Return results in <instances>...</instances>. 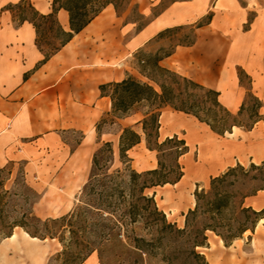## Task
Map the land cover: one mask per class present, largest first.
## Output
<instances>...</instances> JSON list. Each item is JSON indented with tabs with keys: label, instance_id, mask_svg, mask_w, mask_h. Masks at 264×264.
Returning <instances> with one entry per match:
<instances>
[{
	"label": "crops",
	"instance_id": "1",
	"mask_svg": "<svg viewBox=\"0 0 264 264\" xmlns=\"http://www.w3.org/2000/svg\"><path fill=\"white\" fill-rule=\"evenodd\" d=\"M54 1L29 0L40 15L51 14ZM145 1L149 5L139 11L143 25L109 5L42 63L45 56L23 0H0V170L25 164L28 180L73 174L74 165L92 157L106 136L97 124L111 111V101L100 86L134 77L136 54L156 53L150 47L163 41L160 34L185 27L193 29L194 43L176 45L161 66L218 92L219 102L233 115L242 108V115L248 113V95L261 107L251 129L234 127L223 137L192 116L164 108L160 138L184 130L188 152L182 156V178L154 191L156 202L158 195L162 202L159 209L183 217L192 209L185 200L191 181L220 176L238 164L264 163V0H171L154 16L164 0ZM22 14L27 21L20 22ZM56 19L65 32L71 31L65 9L58 10ZM68 132L81 133L75 146L66 141ZM195 150L198 159L191 156ZM35 164H40L37 171ZM43 164L48 174L40 170ZM48 164H54V175ZM245 201L263 210L264 190Z\"/></svg>",
	"mask_w": 264,
	"mask_h": 264
},
{
	"label": "trees",
	"instance_id": "2",
	"mask_svg": "<svg viewBox=\"0 0 264 264\" xmlns=\"http://www.w3.org/2000/svg\"><path fill=\"white\" fill-rule=\"evenodd\" d=\"M109 5H113L118 11L116 5L111 1L101 4L99 0H55L52 5V13L40 15L34 11L29 0H23L21 7L23 6L27 13L32 11L34 15V18H30V22L37 30V45L45 56L42 63L48 61L69 43L74 35L84 30ZM59 9H65L69 13L70 32H65L57 22L56 14ZM19 20L20 22L27 21L28 16L22 14ZM40 22L48 25L47 32H43ZM178 29L182 28L172 30ZM172 30L160 34L159 38H163L165 33ZM50 38L58 40L59 44L48 43L46 50L41 42ZM193 43L194 34L191 43L178 45ZM173 51L174 49L163 55H160L159 51L154 54L139 52L135 56L140 68L143 67L139 73L158 88L150 83L141 82L133 76H128L120 82H110L100 86L102 96L108 97L111 101V111L106 116L123 119L138 113L140 107L145 106V110L142 111L143 119L138 122L142 125V133L131 127L123 128L117 149L111 142H105L97 149L92 158L90 175L81 190L76 208L62 218L43 221L33 211L34 205L40 200V195L36 194L33 189L26 186L21 194L2 191L0 192L1 239L10 238L17 228L23 229L32 238L40 240L58 238L63 246L60 256L70 257L71 260L83 264L99 250L98 247L101 243H108L119 238L121 246L125 250L131 248L137 252H145L151 259L155 258L154 255L146 252L147 247L161 245L163 239L168 235V230H173L175 225L167 221L165 213L157 205L155 193L150 195L149 191L167 184L177 183L184 174L183 168H180V174L173 182L164 176L161 161H158L157 169L139 173L132 166L133 160L129 156V152L141 144L142 136H145L147 148L150 151L161 152L163 146L177 143L175 148L178 158L188 152L185 141L177 140V136L167 138L163 143L159 142L160 117L162 110L166 107L194 117L222 137L231 133L234 127L251 129L259 117L258 109L261 107L260 102L255 99L256 107L253 111L255 120L249 127L235 121L229 123L228 118L234 119L235 116L221 105L218 92L161 66L160 63L172 55ZM150 70L157 73L163 80L152 75ZM196 91H203L206 96L198 97L195 94ZM243 109L237 116L242 115ZM220 112H224L225 116H221ZM99 127L100 122L97 124L98 132H100ZM116 163L119 164V167L116 166ZM251 166L255 167L256 165ZM236 167L244 168L238 164L220 176L211 178V196L195 193L196 205L185 215V228L175 230L181 236L186 237L187 241L191 239L189 254L201 264H207V262L205 257L197 252V249L208 245L207 232L215 233L228 247L248 231L254 233L258 223L264 219V209L258 212L245 205V200L248 197L264 190L260 189L256 193L247 195L242 202L243 210L254 216L251 226L243 228L239 233L230 232L231 234L224 235L218 231L215 224H212L218 219H222L230 206L231 195L222 188L225 187L227 177L235 171ZM2 170H0V174ZM31 195H34L33 199ZM13 198L22 201V205H12ZM19 212V216L16 215ZM199 216H204L206 219L201 229L196 228L195 225V220ZM137 222H144L150 229H161L158 238L147 242L144 238L128 235L129 226ZM122 238H126L130 244L129 242L122 243ZM74 248L76 251H71Z\"/></svg>",
	"mask_w": 264,
	"mask_h": 264
},
{
	"label": "rangeland",
	"instance_id": "3",
	"mask_svg": "<svg viewBox=\"0 0 264 264\" xmlns=\"http://www.w3.org/2000/svg\"><path fill=\"white\" fill-rule=\"evenodd\" d=\"M113 2L118 10V13L126 18V20H132L139 22V25H143V20L140 15V9H144L148 6V2L145 0H99L101 4L105 2ZM171 0H164L153 11L152 15L157 14L162 8L170 4ZM29 17L34 18L33 12L29 11ZM43 32H47V27L44 22H40ZM193 29L185 27L178 30H172L165 33L163 41L153 43L150 50H159V54L171 52L178 44L191 43L193 39ZM53 43L58 45L59 41L54 39L42 40L41 45L47 50V44ZM137 63V62H136ZM142 65V64H141ZM143 68V67H141ZM139 63L136 64V73L134 77L141 81L150 83L158 88L153 82H150L147 78L141 76L139 71L141 70ZM149 72V71H148ZM150 73L157 77L159 80H163L157 73L150 70ZM195 94L198 97L206 96L203 91H196ZM248 113L233 118H228L229 123L232 121L244 126L252 125L255 120L253 111L256 107V100L248 95ZM145 110V106L140 107V111L136 114H132L129 117L123 119H116L112 116H104L100 122V132L105 133L103 140L97 142V149L105 142L113 143L115 149H117L119 136L123 128L131 127L142 133V125L138 124L143 119L142 111ZM221 116H225L224 112H220ZM195 123H197L194 120ZM179 141L184 140L187 142L188 137H185V131L182 130L177 136ZM172 138V137H170ZM66 141L72 146H75L81 139V133L68 132L66 134ZM164 138H160L159 142L166 141ZM154 142V140H152ZM187 144V143H186ZM177 143H170L161 148V152H150L147 148V142L145 136H142V142L129 152V156L132 158V166L139 173L154 170V166L158 168V161L163 164V174L171 182L175 181L179 174L180 168H186L184 159L178 158L177 149L175 148ZM179 146H181L179 144ZM187 146V145H186ZM188 147V146H187ZM194 159H198V150H195L192 155ZM92 157L87 161H83L74 165L73 174L68 172L63 177L56 178H40L33 179L26 178L25 164L10 165L4 168L0 174V192L7 191L11 194L24 192L25 187H30L36 194L40 195V200L34 205V214L43 221L48 219H59L70 214L79 203V196L83 186L86 184L91 171ZM40 164H35V171L38 170ZM50 168V174L54 175V164H48ZM119 167V164L116 163ZM46 171L43 164L40 170ZM181 171V172H182ZM59 171H57V175ZM264 189V163L259 166L246 165L244 168L236 167L226 179L224 191H228L231 195L230 206L225 211L222 219H218L212 224L218 227V231L224 235L231 233H239L243 228L251 226L254 218L253 214L243 210L242 202L247 195L256 193L258 190ZM155 190L161 191L160 188L150 190V195ZM185 194V200L188 206L192 205V209L195 208V193H204L207 196L212 195L211 178L206 180L191 181L190 186H187ZM32 199L34 195H31ZM22 201L13 198L12 205H22ZM157 204L159 208H162V202L160 195L157 197ZM245 201V205H246ZM247 206V205H246ZM188 211L184 212L181 217L179 212L172 216H166L167 221L175 225L173 230H168V235L163 239L162 244L158 247H147V251L155 258L151 259L145 252H137L133 249L125 250L121 246V239L112 240L108 243H101L99 250L93 254V257L86 260L83 264H201L200 261L192 258L189 254L191 248V239L186 240V237L181 236L175 230L185 228V215ZM20 212L16 215L19 216ZM206 222L204 216H199L195 220L196 228L202 227ZM1 223V220H0ZM158 228L150 229L144 222H137L136 224L129 226V233L131 237L144 238L147 242H150L158 238ZM23 229H15L13 234L17 235V239L14 242H4L0 238V264H79L78 261L71 260L66 256H60L63 251V246L56 239L40 240L36 243L28 242L23 235ZM171 231V232H170ZM231 232V233H230ZM124 234V231H123ZM261 235V236H260ZM208 245L203 248H198L197 252L205 257L207 264H224L225 260H231L229 264H264V221L261 222L257 230L251 234L250 231L244 235L239 236L232 245L225 246L220 242L218 237L213 232H207ZM129 241L126 238H122V243L127 244ZM130 244V242H129ZM219 248L220 255L214 259L212 258L211 248ZM71 251H76V248ZM81 264V263H80Z\"/></svg>",
	"mask_w": 264,
	"mask_h": 264
},
{
	"label": "bare ground",
	"instance_id": "4",
	"mask_svg": "<svg viewBox=\"0 0 264 264\" xmlns=\"http://www.w3.org/2000/svg\"><path fill=\"white\" fill-rule=\"evenodd\" d=\"M264 221V219H262L260 222H259V224L261 223V222H263ZM23 232V235H24V237H25V239H27V241L28 242H34V243H36L37 241H39V239H37V238H32L31 236H29L26 232H24V231H22ZM17 239V235L16 234H13L10 238H7V239H4V242H14L15 240ZM220 242L221 243H224L223 242V240L222 239H220ZM211 250H213V254H212V258H214V259H216L219 255H220V250H219V248H216V247H214V248H211ZM231 260H225L224 262V264H229V262H230ZM214 264H217V262L215 261L214 262Z\"/></svg>",
	"mask_w": 264,
	"mask_h": 264
}]
</instances>
